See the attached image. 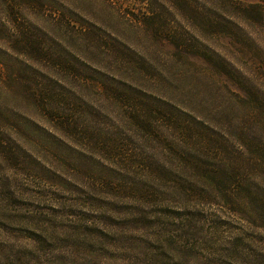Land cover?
Instances as JSON below:
<instances>
[{"label":"rangeland","instance_id":"1","mask_svg":"<svg viewBox=\"0 0 264 264\" xmlns=\"http://www.w3.org/2000/svg\"><path fill=\"white\" fill-rule=\"evenodd\" d=\"M4 1L0 264H264V0H189L192 17L168 0ZM43 85L80 141L36 109ZM239 183L259 187L251 212Z\"/></svg>","mask_w":264,"mask_h":264},{"label":"trees","instance_id":"2","mask_svg":"<svg viewBox=\"0 0 264 264\" xmlns=\"http://www.w3.org/2000/svg\"><path fill=\"white\" fill-rule=\"evenodd\" d=\"M9 1L10 2L13 1L14 3H11V4H14L15 6H18V5L22 6L25 4H27V5L36 4L42 8V5L40 4V0H9ZM142 1L145 2L147 5L149 4V0H142ZM168 1L170 3H172V6L175 9L182 10L188 17H192V15L194 14L189 0H168ZM150 5L152 6V4H150ZM152 10H153V8H150L148 11L150 14L149 18H151V20H154V19L158 18L159 15L155 14V12H153ZM207 26H208V28H210V31H215V32L220 31V30H218V28H217L218 26L216 23L208 24ZM224 27H225L224 32L227 33V35L228 34L231 35L229 32L230 31L229 26H224ZM17 29H18L17 32L10 34L8 36V38L11 39V42L13 43L15 48L16 47H22L21 49H23L25 51L28 48V46L27 47L25 46L27 44L25 43L24 46H22L21 43L16 42L15 38H17L19 31L21 33H23L19 27H17ZM186 42H187V40H186ZM24 53H27V52H24ZM223 65L225 67L223 70L227 71L228 75L234 76L235 75L234 73H236L237 77L241 81H243V82L246 81V78H244L241 74H238L237 72H235L232 68H230V66L228 64L223 63ZM248 85L249 84H242L243 87H249ZM52 88L53 87L49 86V85H48V87L45 85L38 87V89H37V92H39V95L37 97L38 100L36 99L34 101V105H35L36 109L39 111L42 110L44 112L45 111L48 112V115L50 116L49 120L53 122V128L56 131H58L59 133H61L62 135L66 136V137L71 138L72 140H74L76 142L80 141L81 133L79 131L81 129L79 128L80 127L79 124H77V122H74L71 118H69L67 116V113H68L67 111L72 110V108H70L69 105L58 104L59 101H57L56 99L60 97V95L58 94L59 92L52 89ZM253 97L256 98V96H253ZM49 100L51 102L47 103V101H49ZM61 107H63V108H61ZM72 107H73V105H72ZM60 112H61V116H56V115H59ZM161 115L164 117L173 116V111L171 109L163 107V113ZM65 116H67V117L65 118ZM1 141L2 140H0V142ZM14 143H15V141H14ZM255 155H256L254 157L255 162L253 164V166L255 168V172H259L260 174L264 175V148L257 146ZM196 173H198V172H196ZM217 185L219 186L218 183H214V179H213V183L210 186H212V187L216 186L217 187ZM236 186L238 188H241V191L239 192V194L236 195L237 198L233 200L232 204L235 206V208H238L241 210L250 209L249 211L251 212V208L249 206L252 203V200H256L259 197L258 196L259 195L258 194L259 193V187L253 186L250 184H245V183H239V184H236ZM262 192L264 193L263 190H262ZM232 195H234V194H232ZM228 201H231V200H228ZM258 201L260 202L259 198H258ZM245 205H247V206H245Z\"/></svg>","mask_w":264,"mask_h":264}]
</instances>
